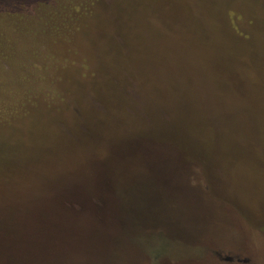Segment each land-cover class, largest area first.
Here are the masks:
<instances>
[{"label":"rangeland","instance_id":"1","mask_svg":"<svg viewBox=\"0 0 264 264\" xmlns=\"http://www.w3.org/2000/svg\"><path fill=\"white\" fill-rule=\"evenodd\" d=\"M53 2L63 33L20 8L0 45V225L98 162L134 188L130 264H264V0Z\"/></svg>","mask_w":264,"mask_h":264},{"label":"trees","instance_id":"2","mask_svg":"<svg viewBox=\"0 0 264 264\" xmlns=\"http://www.w3.org/2000/svg\"><path fill=\"white\" fill-rule=\"evenodd\" d=\"M0 5L11 9L8 12L0 8V45L4 38L9 46L12 45L9 39L13 29L16 31V24L8 26V18H23L24 12L20 8L33 6L32 10L38 9L37 18L42 22L39 21L33 31L35 37L42 36L40 39L55 30L63 33V28L54 23L53 18H68L67 4H57L53 0H0ZM81 6L82 3L76 4L77 14L70 12L73 14L71 18L87 15L80 10ZM182 146L177 141L166 149L161 146V151L152 152V155L134 157H141L144 163L161 158L166 152H176L186 158ZM94 163L100 174L95 183L83 184L82 180L73 178L39 186L41 194L31 193L26 199L28 213L9 220L11 224L0 225V264H108V257L112 255L114 258L123 257L116 252L122 236L127 240L132 231L140 229V219L137 220L132 207L125 204L130 202L126 196L134 188L126 191L120 183L123 180L118 170H109L104 163ZM107 165L118 167L115 163ZM17 222L23 224L19 230L16 229ZM125 226L132 230H125ZM133 242L125 241L135 247ZM123 258L122 262L120 258L116 259L115 264L138 260L136 255Z\"/></svg>","mask_w":264,"mask_h":264}]
</instances>
